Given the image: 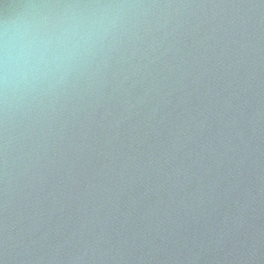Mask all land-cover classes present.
<instances>
[{
	"label": "water",
	"instance_id": "1",
	"mask_svg": "<svg viewBox=\"0 0 264 264\" xmlns=\"http://www.w3.org/2000/svg\"><path fill=\"white\" fill-rule=\"evenodd\" d=\"M0 264H264V0H0Z\"/></svg>",
	"mask_w": 264,
	"mask_h": 264
}]
</instances>
